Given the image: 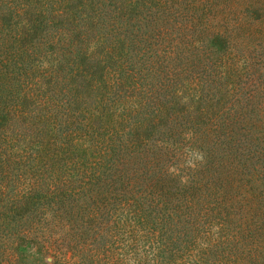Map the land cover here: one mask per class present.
Segmentation results:
<instances>
[{"label":"trees","instance_id":"trees-1","mask_svg":"<svg viewBox=\"0 0 264 264\" xmlns=\"http://www.w3.org/2000/svg\"><path fill=\"white\" fill-rule=\"evenodd\" d=\"M223 1L0 0V264H263L264 106Z\"/></svg>","mask_w":264,"mask_h":264},{"label":"rangeland","instance_id":"rangeland-1","mask_svg":"<svg viewBox=\"0 0 264 264\" xmlns=\"http://www.w3.org/2000/svg\"><path fill=\"white\" fill-rule=\"evenodd\" d=\"M215 8V14L210 18L211 23L219 24L223 28L226 25L233 27L241 24L247 33L246 55L250 66H248L249 76L245 81L252 83V86L246 87L260 92L255 98V104L264 106V89H260L264 87V0H225L217 3ZM259 115L255 112L251 118ZM254 186L259 190L263 187L260 182L254 183ZM47 261H50V258ZM261 262L264 264V259H261Z\"/></svg>","mask_w":264,"mask_h":264}]
</instances>
